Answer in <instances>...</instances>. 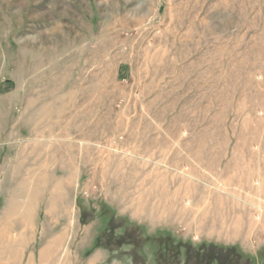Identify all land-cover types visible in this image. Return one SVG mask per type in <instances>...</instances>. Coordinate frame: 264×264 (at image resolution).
<instances>
[{"label":"rangeland","instance_id":"rangeland-1","mask_svg":"<svg viewBox=\"0 0 264 264\" xmlns=\"http://www.w3.org/2000/svg\"><path fill=\"white\" fill-rule=\"evenodd\" d=\"M255 241L264 0H0V264Z\"/></svg>","mask_w":264,"mask_h":264},{"label":"crops","instance_id":"crops-1","mask_svg":"<svg viewBox=\"0 0 264 264\" xmlns=\"http://www.w3.org/2000/svg\"><path fill=\"white\" fill-rule=\"evenodd\" d=\"M214 214H216V213H214ZM218 225H219V227L224 226V229H229V228H227L226 223L223 224V223L217 221V219L215 218L214 222H213V226L217 227ZM174 230L175 229H173L171 227L156 228L155 230L148 233V235L149 236H156L157 234L161 233V234L173 237L175 235V232H173ZM255 242L256 243L244 242V243H241L240 246L243 247L247 251L253 250L251 252L252 253L254 252L256 255L258 253L257 251L264 249V243L261 241H255ZM148 246H150V245H148ZM150 247H152V246H150ZM109 254L110 253L108 250H106L104 248H97L92 252V254H90L87 257L86 261H84V262H86L85 264H158L157 261L153 259L154 257L152 258L153 255H150V256L148 255V258H145L146 260L144 258L139 259L138 262H132V260H130L131 259L130 256L123 259L122 261L121 260H113V261L109 262L108 261ZM182 264H184V261L182 262Z\"/></svg>","mask_w":264,"mask_h":264},{"label":"trees","instance_id":"trees-1","mask_svg":"<svg viewBox=\"0 0 264 264\" xmlns=\"http://www.w3.org/2000/svg\"><path fill=\"white\" fill-rule=\"evenodd\" d=\"M179 246L180 248L183 247V245L180 244ZM180 248H178L173 256H170L166 264L172 262H175V264H181L179 258L181 254ZM237 255L238 254L234 249L223 250L216 245L207 246L202 249L200 248V250L187 248L185 264H213L214 262H217V264H239ZM174 259L177 261H174ZM158 264H163V262L158 260Z\"/></svg>","mask_w":264,"mask_h":264},{"label":"flooded vegetation","instance_id":"flooded-vegetation-1","mask_svg":"<svg viewBox=\"0 0 264 264\" xmlns=\"http://www.w3.org/2000/svg\"><path fill=\"white\" fill-rule=\"evenodd\" d=\"M112 230V232H114L115 230L114 229H111Z\"/></svg>","mask_w":264,"mask_h":264}]
</instances>
